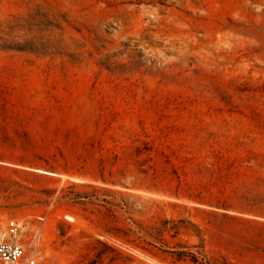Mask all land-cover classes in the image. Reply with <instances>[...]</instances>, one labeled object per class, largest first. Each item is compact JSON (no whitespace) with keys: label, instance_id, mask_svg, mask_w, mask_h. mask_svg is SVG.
Wrapping results in <instances>:
<instances>
[{"label":"rangeland","instance_id":"374dc122","mask_svg":"<svg viewBox=\"0 0 264 264\" xmlns=\"http://www.w3.org/2000/svg\"><path fill=\"white\" fill-rule=\"evenodd\" d=\"M10 220L40 264H264V0H0Z\"/></svg>","mask_w":264,"mask_h":264},{"label":"built area","instance_id":"2783aa9c","mask_svg":"<svg viewBox=\"0 0 264 264\" xmlns=\"http://www.w3.org/2000/svg\"><path fill=\"white\" fill-rule=\"evenodd\" d=\"M23 224L10 220L6 235L0 239V264H40L38 257L28 254L27 248L20 239Z\"/></svg>","mask_w":264,"mask_h":264},{"label":"bare ground","instance_id":"6f19581e","mask_svg":"<svg viewBox=\"0 0 264 264\" xmlns=\"http://www.w3.org/2000/svg\"><path fill=\"white\" fill-rule=\"evenodd\" d=\"M71 219H73V217H71ZM5 234H3L2 236H4Z\"/></svg>","mask_w":264,"mask_h":264}]
</instances>
